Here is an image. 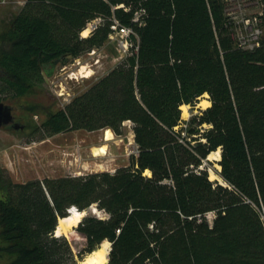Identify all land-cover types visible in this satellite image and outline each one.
<instances>
[{"label":"trees","instance_id":"trees-1","mask_svg":"<svg viewBox=\"0 0 264 264\" xmlns=\"http://www.w3.org/2000/svg\"><path fill=\"white\" fill-rule=\"evenodd\" d=\"M230 4L25 1L0 34V91L9 90L8 98L32 91L55 61L101 47L115 18L133 31L128 56L48 112L32 133L109 128L121 135L129 122L137 154L113 172L27 182L0 168L5 264H59L71 249L54 234L58 219L92 205L106 217L79 221L86 241L79 254L108 241L104 264H264V34L252 49L237 46L235 36L247 16H256L264 33V0L254 3L253 15ZM204 94L210 105L184 120L181 106H194ZM217 149L219 175L229 186L199 168Z\"/></svg>","mask_w":264,"mask_h":264},{"label":"rangeland","instance_id":"rangeland-1","mask_svg":"<svg viewBox=\"0 0 264 264\" xmlns=\"http://www.w3.org/2000/svg\"><path fill=\"white\" fill-rule=\"evenodd\" d=\"M25 1L0 0V34L7 31L11 20L21 11ZM257 1L232 0L230 7L231 10H237V13L240 10L241 13L253 15L259 9L257 5L252 7ZM86 29L87 34L83 35L81 32L82 37L89 34L90 25ZM94 50V53L86 52L77 58L67 57L58 61L50 75L41 72L34 89L24 96L8 98L11 94L9 90L0 91L1 97L7 95L1 102L11 107L14 121L23 125V128L17 129L0 127V168L14 182L96 171L113 172L119 167L127 166L130 157L137 154V145L129 122L123 123L121 135H116L109 128L93 131L79 129L53 134L36 130L32 133L40 126L48 112L64 108L73 98L86 91L128 56V50L125 52L120 48L115 33L110 35L101 47ZM204 100H208V94L200 96L192 107H181V117L188 120L192 114L205 109L202 104ZM106 129L112 133V139L108 141L104 139ZM216 151L220 153V149ZM218 160L207 156L201 164L206 169L208 178L217 183L223 180L219 175ZM88 214L106 217L95 205L85 210L81 219ZM77 225L63 234V241L69 245L71 252L62 256L59 264H82L88 254H79L86 241L84 235L76 230ZM0 264L5 263L0 259Z\"/></svg>","mask_w":264,"mask_h":264},{"label":"built area","instance_id":"built-area-1","mask_svg":"<svg viewBox=\"0 0 264 264\" xmlns=\"http://www.w3.org/2000/svg\"><path fill=\"white\" fill-rule=\"evenodd\" d=\"M139 19V13H135L134 20L137 21ZM98 20L93 21V23L90 24L91 29L95 27ZM241 26L237 29L236 32V43L237 46H239L242 49H252L259 45L260 39L263 36V30L260 28L258 24V19L256 16H247L243 17L240 20ZM112 35L115 33L118 36V43L120 48L123 51L129 50V47L131 43L129 42V35L133 33L132 29L130 27L121 25L120 22L117 19H113L112 25H111ZM109 35V36H110ZM95 50L92 49L90 53H94ZM199 168H203V165H199ZM219 184L223 186H229L228 183L224 180L222 182H219ZM214 216L213 212L206 213V217L211 220Z\"/></svg>","mask_w":264,"mask_h":264},{"label":"bare ground","instance_id":"bare-ground-1","mask_svg":"<svg viewBox=\"0 0 264 264\" xmlns=\"http://www.w3.org/2000/svg\"><path fill=\"white\" fill-rule=\"evenodd\" d=\"M87 29H85L83 31V35L87 34ZM204 105V107H207L210 105V102L208 100H204V102L202 103ZM182 108L186 107L185 105L181 106ZM106 141L111 140L112 139V133L109 129H106V134H105V138ZM100 150H102V147L100 148ZM99 150V151H100ZM103 153V152H102ZM208 158H213L218 160L220 158V153L219 151H213L208 155ZM84 211H79L77 209H69L68 215L65 217H60L58 219V223L55 229V235L59 236V235H63L68 233V231L75 225H77L81 219V217L83 216ZM110 249V243L108 241H104L101 243V245L93 250L92 252L88 253L82 264H104L107 261V255Z\"/></svg>","mask_w":264,"mask_h":264},{"label":"water","instance_id":"water-1","mask_svg":"<svg viewBox=\"0 0 264 264\" xmlns=\"http://www.w3.org/2000/svg\"><path fill=\"white\" fill-rule=\"evenodd\" d=\"M58 61H55L52 64V69L47 75H50L52 73V70L54 68V65ZM0 127H8V128H23V125L17 123L14 121L13 115L11 113V107L7 104H4L0 101ZM69 212V211H68ZM109 253V252H108ZM108 260V255H107ZM107 262V261H106Z\"/></svg>","mask_w":264,"mask_h":264}]
</instances>
